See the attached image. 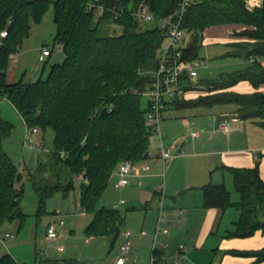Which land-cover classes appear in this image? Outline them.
I'll return each mask as SVG.
<instances>
[{
	"label": "trees",
	"instance_id": "trees-1",
	"mask_svg": "<svg viewBox=\"0 0 264 264\" xmlns=\"http://www.w3.org/2000/svg\"><path fill=\"white\" fill-rule=\"evenodd\" d=\"M90 1L0 0V33L8 32L6 38L0 39V95L14 106L29 128L38 129L39 145H46L48 133H53L51 151L39 152L36 172L26 168L38 197L37 216L45 214L48 199L58 192L69 194L79 179L80 205L93 215L86 234L106 237L114 244L125 214L98 204L121 162L140 163L149 156L155 133L146 119L150 102L138 93L152 83V72L166 33L156 26L145 28L136 21L128 13L131 0H104L109 8H124L126 15L118 20L109 13L97 19L86 10ZM141 1L148 2L158 17L171 15L178 5V0H136ZM51 5L57 27L54 45H63L64 62L50 66L46 78L42 75L35 82H26L24 74L19 81L9 84L10 56L20 51L30 36L32 24L40 23ZM231 24L251 27L239 35L253 40L234 45L236 51L232 56L257 61L239 72L207 82L208 95L193 101L182 98L174 106L232 105L242 119H256L264 129V94L228 91L243 81L255 88L264 84V65L258 61L264 59V2L261 8L249 9L245 0H194L183 23V28L192 34L184 58L199 59L206 29ZM106 25L119 28L121 33L105 34ZM182 80L186 92L193 89L187 75ZM104 108L107 113L102 116ZM13 129V124L0 113V233L6 223L22 222L26 217L21 207L23 189L18 185L23 175L4 148V141ZM61 151L67 156L62 157ZM228 171L238 200L233 201L226 185L209 184L202 188L203 206L222 211L236 208L240 212L231 238L244 239L258 231L264 233V181L260 163L251 169ZM232 254L264 262V248ZM0 264L21 263L7 253L0 258ZM39 264L61 263L46 259ZM63 264L82 263L69 260Z\"/></svg>",
	"mask_w": 264,
	"mask_h": 264
},
{
	"label": "crops",
	"instance_id": "crops-1",
	"mask_svg": "<svg viewBox=\"0 0 264 264\" xmlns=\"http://www.w3.org/2000/svg\"><path fill=\"white\" fill-rule=\"evenodd\" d=\"M245 2L249 9H254L261 8L264 0H245ZM250 29L252 28L246 25L231 24L211 27L204 31L201 47L224 46L226 53L222 56L232 60L227 67L229 71L225 74L221 73L220 76L239 72L251 65L247 60L232 56V53L236 51L234 45L253 41L239 35ZM191 36L192 34L188 35L185 47L188 46ZM19 53L20 51L17 53V59ZM239 60L241 62L237 63L236 61ZM11 61H13L12 55ZM202 62L206 63L200 58L194 61L198 68ZM262 64L264 65V62ZM11 71L12 69L7 72L9 84L17 82L10 74ZM202 82L198 74L197 83L192 85L193 89L186 92L184 101H193L208 95L207 83ZM228 91L240 94H264V84L255 88L251 83L243 81ZM3 101L8 100L0 95V104ZM176 109L209 112L212 121L206 124L205 131L214 126L220 116H229L230 120L221 123L218 130H213L207 135L200 133L192 139L187 137L192 123L184 115L181 117V122L185 131L181 127L175 129L172 121ZM0 113L2 114L1 110ZM164 118L169 120L165 123L167 131L175 132L176 135L174 141L176 144L173 143L169 148L174 152L181 144L178 151L181 155L177 157L174 155L164 161L157 150L152 151L153 158L148 157L140 163H135L137 169L133 171L129 185L122 187L128 197L125 205L127 202L130 203L127 207L129 213L128 217L126 216L127 224L124 229H121L123 243L126 242L123 233L131 232L133 243L131 254L136 255L133 257H138L140 264H151L152 257L160 259L162 256L166 259L163 264H174L178 258H180V264H264V262H257L253 257L232 254L233 251L251 252L263 249L264 233L258 231L254 236L244 239L229 237L235 231L240 212L236 208L226 211L205 208L202 190L209 184H224L230 191L233 201H237L238 194L235 187L234 192L230 190L234 183L228 169H251L257 162L260 163V175L264 181V129L258 125V120L242 119L232 105L196 109L174 106ZM226 126L230 128L228 132L225 131ZM182 144H184L183 147ZM186 146H189V150L184 152L183 149ZM169 160L172 161L168 166ZM146 165L150 167L149 170H145ZM115 174L114 172L113 175ZM140 210H144V213L130 215L137 214ZM8 231L4 226L0 236L4 237L5 232ZM142 232H145V235H141ZM181 245L186 248L184 253L179 251ZM3 255L2 253L0 258ZM126 264H132V258L127 260Z\"/></svg>",
	"mask_w": 264,
	"mask_h": 264
},
{
	"label": "rangeland",
	"instance_id": "rangeland-1",
	"mask_svg": "<svg viewBox=\"0 0 264 264\" xmlns=\"http://www.w3.org/2000/svg\"><path fill=\"white\" fill-rule=\"evenodd\" d=\"M143 26L145 28H153L155 24H144ZM114 31L117 34L121 33V30L117 27L105 26V34H113L115 33ZM56 33L57 27L54 23V10L51 5L44 14L42 21L37 24H32L30 36L24 40L17 62L13 63L11 61L9 63L8 71L12 69L10 74L15 77L16 81H19L23 77V74H25L26 82H35L42 75L46 78L50 66L64 62V53L57 50L58 45H54ZM45 46L53 48L54 50L52 57L48 58L46 63H42L39 61V56L41 49ZM200 49L199 58L202 61H206L205 64L202 62L200 68H198L199 78L203 81L202 83L212 81L214 78L220 76L221 73L224 72L223 74H225L229 71L227 67L232 60L229 57L222 56L226 53L224 52L226 50L224 46L216 45L208 48L201 47ZM236 62L239 63L241 60ZM0 110L2 117L14 126L11 136L4 141V148L12 160L18 165L19 172L23 175L18 185L19 189H23L21 207L26 215L22 222L15 220L5 224V228L7 227L8 232L12 233L13 238L5 239L4 243L0 242V255L2 253H8L21 264H39L40 261L46 259L57 261L61 264L69 260H77L82 264H113L122 255L121 248L125 244L121 239L122 235L120 233L117 240L112 244L106 237H94L86 234V228L91 223L93 215L88 213L80 205L79 179L75 181V187L69 194L66 195L63 192H58L48 199L45 206V214L41 217L37 216L39 206L38 197L33 191L31 182L27 177L26 168L30 167L33 172H36L38 154L41 150L23 148L26 125L10 102L3 101L0 104ZM174 111L175 114L172 123H174L175 129L181 127L185 131V127L181 122V117L184 115L192 123L190 131L188 132L200 131L201 135L211 133V131H205L206 124L212 121L209 112L205 110L188 111L186 109H182L181 111L176 109ZM164 117L163 121L166 119ZM166 122H169V120L166 119L165 122H162L161 137L165 140V147L169 148L176 140V135L175 132L170 133L167 131L165 127ZM33 137L39 145L41 135L37 134ZM52 138L53 133L49 132L46 137V145L40 144V149L45 148L51 150ZM159 146L160 135L154 133L151 137L150 152L153 153L152 151L156 152L157 150L159 152ZM180 147L181 144L174 151L176 157L179 155L178 151ZM183 150L187 152L189 146L184 147ZM171 161H167L168 166ZM41 175H39V179ZM119 180L116 174L112 176L99 201L98 207L116 208L120 210L125 214L126 222L129 215L127 207L130 203L127 202L125 205L128 197L124 193V188L116 187ZM230 190L234 192L233 184ZM57 212H60V215ZM83 212L86 213L85 216L82 214ZM141 213H144V210L130 215L136 216ZM61 218L64 220L65 225L58 228L59 237L51 241L47 238V230ZM125 222L122 229L127 224ZM86 240H89V242ZM60 248H63V251H60ZM133 256L136 255L130 252L126 259L129 260L132 258V264H140L138 257Z\"/></svg>",
	"mask_w": 264,
	"mask_h": 264
},
{
	"label": "built area",
	"instance_id": "built-area-1",
	"mask_svg": "<svg viewBox=\"0 0 264 264\" xmlns=\"http://www.w3.org/2000/svg\"><path fill=\"white\" fill-rule=\"evenodd\" d=\"M193 3L194 0H178V5L174 13L166 17L156 16L151 9V5L146 1H141L139 3L135 2L133 10L131 12L128 11V13L131 14V16L140 24H155L156 27L166 33L165 43L159 51L156 67L152 72V83L145 91L138 93L150 102L149 111L146 116L147 124L155 133L160 135L159 152L164 161L174 157V152L173 149L165 147V140L161 137L163 117L166 113L170 112V109L174 107V103L177 100L184 98L186 95V91L182 86L183 76L187 75L191 85L196 84L198 79V66L194 61H189L184 58L185 41L191 33L183 28V23L186 12ZM86 10L93 13L97 19L104 18L107 13L112 15L114 20L121 19L126 15L122 6L119 8H109L104 4V0L90 1L86 5ZM7 36V30L0 33V39H4ZM53 50V48L47 46L43 47L41 49L39 61L44 63L52 56ZM57 50L63 52V45H58ZM12 57L13 62L15 63L17 61V54H13ZM247 61L250 64H253L257 59L250 58ZM258 61L263 63L264 59H259ZM109 111H111V109H109ZM229 129L228 126L225 127L226 132H228ZM37 134V128H29L26 125L23 148L50 152L51 150L45 148L40 149L33 137ZM199 134V131H191L187 137L193 138L199 136ZM175 144L176 142H174V145ZM60 154L62 157L67 156L65 151H61ZM179 155H181L180 152ZM148 157L153 158L154 154L149 153ZM144 168L145 170L150 169L147 165ZM136 169V164L131 161L121 162L115 171L120 179L116 187L122 188L129 185L132 173ZM57 214L60 215V212H57ZM82 214L84 216L86 215L85 212ZM64 225L65 222L62 218L54 225H51L47 230V238L51 241L56 240L59 237L58 228H61ZM141 235H145V232H142ZM123 236L126 238V242L121 248L122 255L116 259L114 264H126V257L130 254L133 246L131 241L132 233L127 231L123 233ZM12 237L13 235L11 233L5 232L4 237L0 236V242L4 243L5 239H10ZM86 241L88 242L89 240ZM164 246L167 247V245ZM60 251H63V248H60ZM179 251L184 253L186 251L185 246L181 245ZM165 260L164 256L160 259L152 257L151 264H157L159 262V264H163ZM179 260L180 258H178L174 264H180Z\"/></svg>",
	"mask_w": 264,
	"mask_h": 264
},
{
	"label": "water",
	"instance_id": "water-1",
	"mask_svg": "<svg viewBox=\"0 0 264 264\" xmlns=\"http://www.w3.org/2000/svg\"><path fill=\"white\" fill-rule=\"evenodd\" d=\"M136 0H131L129 5H128V11L131 12L133 10L134 4H135ZM107 113V108H104L101 112V115H105ZM230 117L229 116H220L214 126L210 127L209 129H207L206 131H213V130H218L219 126L221 123L223 122H229ZM184 146V144H182V147Z\"/></svg>",
	"mask_w": 264,
	"mask_h": 264
}]
</instances>
